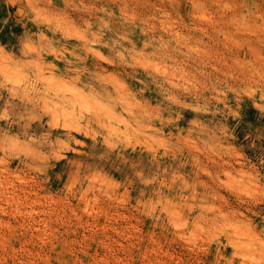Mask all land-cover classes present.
Returning <instances> with one entry per match:
<instances>
[{
	"label": "rangeland",
	"instance_id": "rangeland-1",
	"mask_svg": "<svg viewBox=\"0 0 264 264\" xmlns=\"http://www.w3.org/2000/svg\"><path fill=\"white\" fill-rule=\"evenodd\" d=\"M0 264H264V0H0Z\"/></svg>",
	"mask_w": 264,
	"mask_h": 264
},
{
	"label": "bare ground",
	"instance_id": "bare-ground-1",
	"mask_svg": "<svg viewBox=\"0 0 264 264\" xmlns=\"http://www.w3.org/2000/svg\"><path fill=\"white\" fill-rule=\"evenodd\" d=\"M101 60H102V58H101Z\"/></svg>",
	"mask_w": 264,
	"mask_h": 264
}]
</instances>
